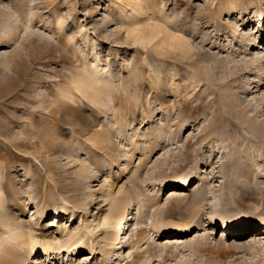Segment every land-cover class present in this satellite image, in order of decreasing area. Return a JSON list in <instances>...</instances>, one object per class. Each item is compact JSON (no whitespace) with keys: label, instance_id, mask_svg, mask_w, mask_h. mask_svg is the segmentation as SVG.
<instances>
[{"label":"rangeland","instance_id":"obj_1","mask_svg":"<svg viewBox=\"0 0 264 264\" xmlns=\"http://www.w3.org/2000/svg\"><path fill=\"white\" fill-rule=\"evenodd\" d=\"M263 19L264 0H0V212L22 225L0 264H264Z\"/></svg>","mask_w":264,"mask_h":264},{"label":"bare ground","instance_id":"obj_2","mask_svg":"<svg viewBox=\"0 0 264 264\" xmlns=\"http://www.w3.org/2000/svg\"><path fill=\"white\" fill-rule=\"evenodd\" d=\"M263 22H264V19H263ZM111 70H112V65H110V64H102L101 63V64H99V68L96 70V75H98V76L106 75ZM81 83H85V82H81ZM82 88L83 87L80 85L76 92L72 91V92H67V94H66V92H64L62 90L61 93L64 94V95H70L72 97H79L78 92L80 90H82ZM82 92H83V90H82ZM93 92L96 94L98 92V90L94 89ZM190 179L193 180V184H194L197 181V174L191 176ZM186 184H187V181L186 182H182V181L177 180V181L171 182V187L172 188H178V187H180V188L183 187L184 188L186 186ZM67 214H68V210L66 208L57 207L56 209H54L52 211L51 217L52 218H54V217L63 218ZM127 215H126V212L125 213L123 212V214L115 215V216H113L112 218H110V219H108L106 221L107 225L110 227L112 240L117 241V243H116L117 249H123V245H121V243H122V240H123L124 236L126 235V230H127L128 223H127V221H125V218L127 219V217H126ZM0 220H2V223L4 225L3 229H1V227H0V229H1L0 231H1V233L3 235H6V237H11V238H13V236L15 237V233H12L13 229L18 230V232L20 233L19 229H21L22 225H19L18 223L15 224V226L11 225V223H10V215H9L8 212H3V211L0 212ZM251 220H252L251 217H246V216H243V215L234 216L233 218H231V220H226V221L225 220L224 221L221 220L222 222L218 218H212L211 222H210V226L212 224L217 225L218 222H220V223L224 224L225 228H229V226L231 224H234V226L240 224L242 226V225H246V224L251 223ZM255 225L258 228L264 227V220H261V221L257 222V224L255 223ZM11 226H14V228L12 230H11ZM199 228H200L199 226L196 228L195 225H192V226L189 225V226L183 227L180 230H177L176 228H170V229L162 231L161 234L168 236L169 233H170L169 235H173V234H177L178 232H183L181 234H183L182 237H184V236L188 235L192 231H197ZM16 239L19 240L21 242V244L22 243L24 244V243L28 242L30 244V246L32 247V251L36 252V251L40 250L41 251V253H40L41 255H49L50 253H53L55 251L54 248H53L54 242H49L47 244H44V246L40 248L39 247V243L40 242L36 238V235L34 233H32V232H28L27 235L20 234L19 236L16 237ZM67 251L70 252V256L79 255V254H82L84 252L83 248L80 247L79 245H76V244H72V246H70V248Z\"/></svg>","mask_w":264,"mask_h":264}]
</instances>
